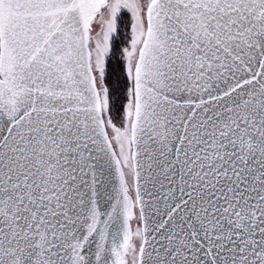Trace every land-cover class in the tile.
<instances>
[{
    "label": "snow or ice",
    "instance_id": "obj_1",
    "mask_svg": "<svg viewBox=\"0 0 264 264\" xmlns=\"http://www.w3.org/2000/svg\"><path fill=\"white\" fill-rule=\"evenodd\" d=\"M0 264H264V0H0Z\"/></svg>",
    "mask_w": 264,
    "mask_h": 264
}]
</instances>
